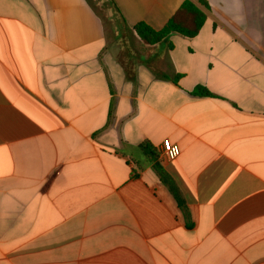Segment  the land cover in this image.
Listing matches in <instances>:
<instances>
[{"label":"crops","instance_id":"crops-1","mask_svg":"<svg viewBox=\"0 0 264 264\" xmlns=\"http://www.w3.org/2000/svg\"><path fill=\"white\" fill-rule=\"evenodd\" d=\"M185 1L0 0V264H264V0Z\"/></svg>","mask_w":264,"mask_h":264},{"label":"trees","instance_id":"trees-1","mask_svg":"<svg viewBox=\"0 0 264 264\" xmlns=\"http://www.w3.org/2000/svg\"><path fill=\"white\" fill-rule=\"evenodd\" d=\"M202 5H205L204 0H198ZM108 5L112 7L111 2ZM206 21V14L201 10L194 0H186L176 14L168 21L165 27L159 31H156L146 25L145 23L138 24L134 27V34L141 40L144 45L147 46H159L161 44H167L168 48H171L170 38L173 35H180L185 38H194L198 35L204 23ZM125 50L122 51V59ZM163 78L168 79L164 76ZM179 76L176 75L172 80L177 83ZM197 97H214V95L203 86L196 87L192 93ZM144 154L149 158L154 170L159 174L162 181L171 189L175 194L174 186L170 181L169 176L164 171L160 162L158 161V153L156 149H153L151 145L145 144L140 147Z\"/></svg>","mask_w":264,"mask_h":264},{"label":"built area","instance_id":"built-area-1","mask_svg":"<svg viewBox=\"0 0 264 264\" xmlns=\"http://www.w3.org/2000/svg\"><path fill=\"white\" fill-rule=\"evenodd\" d=\"M164 153L169 160H175L180 155V147L178 145H168L164 149Z\"/></svg>","mask_w":264,"mask_h":264}]
</instances>
